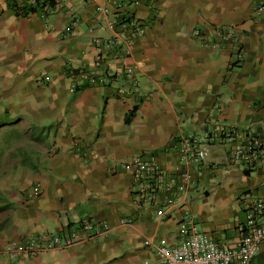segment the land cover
Returning a JSON list of instances; mask_svg holds the SVG:
<instances>
[{
	"label": "crops",
	"instance_id": "1",
	"mask_svg": "<svg viewBox=\"0 0 264 264\" xmlns=\"http://www.w3.org/2000/svg\"><path fill=\"white\" fill-rule=\"evenodd\" d=\"M123 1V11L145 25L128 46L126 32L116 43L108 38L107 20L122 11L115 0H0V125L12 118L38 126L46 147L35 161L22 155L0 173V204H10L0 210L7 213L0 264H163L155 246L179 239L181 219L191 216L200 232L231 245L246 200H264V10L255 13L257 0ZM219 31L239 37L220 40ZM225 125L262 139L253 166L231 164L218 135L201 138ZM189 132L207 150L201 160L178 159ZM148 154L163 178L144 202L121 161ZM70 228L72 243L64 245ZM40 234L61 244L2 254L9 238ZM248 264H264V238Z\"/></svg>",
	"mask_w": 264,
	"mask_h": 264
},
{
	"label": "built area",
	"instance_id": "2",
	"mask_svg": "<svg viewBox=\"0 0 264 264\" xmlns=\"http://www.w3.org/2000/svg\"><path fill=\"white\" fill-rule=\"evenodd\" d=\"M132 1L135 4L141 2V0ZM57 2L58 0H52V4ZM113 5L122 11L116 19L107 20V27L112 32L108 38L111 41L113 37L119 38L126 32L128 34H125L123 39L125 45L128 46L133 41L134 36L144 34L145 25L141 20L132 18L129 11H123L126 7L123 0H115ZM46 10L51 11L52 5H47ZM253 10L256 14L263 11L264 0H257ZM101 12H107V8L102 7ZM117 23L119 29H115ZM217 35L220 40L228 37L235 40L239 37L237 32L232 31H219ZM111 42L116 43V40ZM215 135H218L226 144L229 151L228 159L231 164L243 168L254 165L257 153L263 143L260 137L243 134L235 125H225L212 127L208 132H204L201 138L211 140ZM206 155L207 150L202 146L201 140L196 134L189 132L181 135L178 147V159L180 161L201 160ZM121 166L131 170L134 178L133 189L137 191L139 198L144 202L152 200L155 189L159 187L163 178L154 157L151 154L144 157L135 155L121 161ZM184 175L188 177L185 172ZM181 187L180 183L178 188ZM37 191V186H34L33 193L36 194ZM244 210L245 220L237 226L239 236L231 245L212 240L195 227L191 216H187L181 219L177 226L179 239L172 243L160 242L155 246V253L163 264H248L257 250L258 243L264 238V220H258L263 218L264 200L262 198L246 200ZM156 214L157 216L161 215V210H156ZM89 226L90 223L88 222L81 224L83 228ZM70 229L63 238L64 245L72 243L74 228ZM41 243L42 246H40ZM143 243L147 245L151 241L144 239ZM60 244V237L57 235L40 234L21 238L11 237L7 240V246L2 250V254L14 258L20 254H33L39 248H48Z\"/></svg>",
	"mask_w": 264,
	"mask_h": 264
},
{
	"label": "rangeland",
	"instance_id": "3",
	"mask_svg": "<svg viewBox=\"0 0 264 264\" xmlns=\"http://www.w3.org/2000/svg\"><path fill=\"white\" fill-rule=\"evenodd\" d=\"M4 118L3 116H1ZM24 119V118H23ZM27 120V119H26ZM6 119V126L0 125V173L11 170L13 164L20 161L22 155L28 157L30 162L35 161L43 152H46L43 141V131L23 121ZM7 137L2 141L1 138ZM36 138V139H35ZM6 211L0 212V219L6 218Z\"/></svg>",
	"mask_w": 264,
	"mask_h": 264
},
{
	"label": "trees",
	"instance_id": "4",
	"mask_svg": "<svg viewBox=\"0 0 264 264\" xmlns=\"http://www.w3.org/2000/svg\"><path fill=\"white\" fill-rule=\"evenodd\" d=\"M34 9H35L34 7H31V8H30L31 11H33ZM135 107H136L135 105H133V106L131 107V110H130V111L128 112V114H127V118H129V117L132 116ZM23 157H24V155H23ZM23 163H24V162H23ZM2 201H3V200H2ZM8 206H10L9 203H7V202H3V203L0 204V210L5 209V208H7ZM5 224H6V221H4V220H3V221H0V228H2Z\"/></svg>",
	"mask_w": 264,
	"mask_h": 264
}]
</instances>
